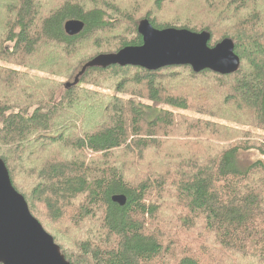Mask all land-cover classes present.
<instances>
[{
	"label": "trees",
	"instance_id": "obj_1",
	"mask_svg": "<svg viewBox=\"0 0 264 264\" xmlns=\"http://www.w3.org/2000/svg\"><path fill=\"white\" fill-rule=\"evenodd\" d=\"M50 1L52 8L40 15ZM133 4L130 11L109 0L0 6L7 13L0 82L35 91L23 105L0 100V159L13 188L69 264H264V161L240 159L264 156V0ZM145 19L159 30L208 32L209 47L231 39L238 70L222 76L188 66L154 72L111 66L87 69L79 84L68 86L81 64L139 46L137 26ZM68 20L82 21L83 31L67 36ZM47 45L54 57L38 64ZM78 52L86 57L68 66ZM19 68L67 82L35 85ZM82 83L173 110L96 92L89 107L95 124L88 129L72 113L87 97ZM205 84L212 86L211 99ZM63 114L70 135L54 132L58 126L53 131ZM116 195L126 198L124 206L112 202ZM63 223L82 234L71 247L63 241Z\"/></svg>",
	"mask_w": 264,
	"mask_h": 264
},
{
	"label": "water",
	"instance_id": "obj_2",
	"mask_svg": "<svg viewBox=\"0 0 264 264\" xmlns=\"http://www.w3.org/2000/svg\"><path fill=\"white\" fill-rule=\"evenodd\" d=\"M69 37L80 34L84 23L68 20L63 25ZM142 42L127 46L116 53L102 54L87 62L69 87L77 85L87 69L111 66L135 67L154 72L166 67L188 66L194 73L208 70L226 76L235 73L239 57L231 39L209 47L208 32L195 33L185 29H155L148 20L137 26ZM112 202L124 206L122 195ZM0 264H69L60 253L53 238L31 215L27 203L13 188L4 162L0 159Z\"/></svg>",
	"mask_w": 264,
	"mask_h": 264
},
{
	"label": "rangeland",
	"instance_id": "obj_3",
	"mask_svg": "<svg viewBox=\"0 0 264 264\" xmlns=\"http://www.w3.org/2000/svg\"><path fill=\"white\" fill-rule=\"evenodd\" d=\"M15 1L16 0H0V6H2V5L4 6L7 3H14ZM109 1L112 2V3H115L116 5H118L119 7H121L124 10H127V11H130L131 9L136 7L133 4L134 2L135 3L137 1L142 2V0H109ZM46 4H47V2H46ZM46 4H45L44 9L40 11V15H44L45 10H50L52 8V7H50L52 5L51 1L48 2V5H46ZM145 5H147V3H145ZM6 15H7V13L5 12V10L4 9H0V37H2V35H4V33H5L4 28L6 27V25H5ZM159 15L163 19L171 20L170 16L166 17V13L165 12H162ZM106 47H107V49H110L113 46H106ZM7 48H10V46H7ZM53 49L54 48L51 45H47V46L42 47L40 51H42L43 54L42 55L39 54L38 56H42L41 58L40 57L39 58L42 59L43 61L41 63H38V64H44V63H46V61L52 60V58L54 57V54H55V51ZM99 50H101V49H99ZM89 51H91V50H89ZM84 57H86L85 54H81L79 52L75 53L73 57L67 58L68 66L71 65V64L75 65V64L79 63ZM83 64H81L79 69H81ZM0 65L4 66L5 64L1 63ZM9 67H11V66H9ZM18 70L21 71L22 73L28 74L29 81L32 82L35 85H44V84H46L47 81H53V82H55L53 84L57 87L59 85L58 83L67 82V80L65 78L63 79L62 77L53 76L52 74L38 72V71H35V70H28L26 68H19ZM74 75L68 81H73V79L75 77ZM92 78L94 79V77H92ZM176 83L168 84V86L172 90H176V88H177ZM27 85L26 86H22L20 90H17L13 86L3 85L0 82V100L3 101V102H6V103H10V102H15L16 101L15 98H16V99L20 100V101H18V103H20V105H23L27 101V98H26L27 94H29L31 92L35 93L33 87L32 86H27ZM82 86H83V88L87 89L86 90L88 92L87 97H81V100L79 101V104L81 103L79 111L77 109H74L72 113L73 114L80 113L78 115V117H84V124H85L86 128H88V129L92 128L94 126V124H95V121H94L95 118L90 113L89 107H90V105L93 102H96V100H94V98L96 97V92L103 93V94H106V95H113L114 94L117 97H121L124 101L132 100V101H136V103L142 102V103H144V105H148V106H151V107H156V109H161L162 108V109H166V110H173V109H171L169 107L166 108V107H163V106H157L155 104L153 105V103H150L149 101H147V99L145 97H141L142 98L141 99V98H138V97L130 96L128 94H119V93H115L113 91H110V90H107V89H104V88H97L93 84L85 85V84L82 83L81 87ZM206 86H207L208 91H210V92H208L206 94L208 96V99H211L212 98V91H211L212 90V86H210V84H207ZM187 87H191V86H185L184 88H187ZM184 88L180 89V90L185 92V93H187L186 89H184ZM180 90H178V91H180ZM144 91L145 90H143L142 92H144ZM178 91H174V92H178ZM195 103L198 106H200L202 104V103L198 102V100ZM87 104H88V109L86 111ZM176 113H178V114H180L182 116H185V117H194V118L200 117V116H198L199 114H197L195 112H192V111H177ZM60 116H61L60 118H57L55 120L56 121L55 122L56 125L53 128V131L58 126V128L54 132H57L58 129H63L64 132L67 135H70V133H72L73 131L72 132H71V130L66 131L65 128H64L65 125H68V122L65 119L66 116L64 114L60 115ZM76 119H72V120H76ZM213 121H216V120H213ZM246 130H248V129H246ZM249 131H251V130H249ZM251 132H253V131H251ZM51 152H53L52 149H51ZM240 159L243 162H245V163H249V162L254 161V160H262V161H264V156L258 154L257 152L243 153L242 155H240ZM66 226L67 225L64 224V223L61 225V229H62L63 233L65 234V236L63 238V241H64V243H66L67 246L71 247L73 241H75L78 238H81L82 234L76 229L68 230L66 228Z\"/></svg>",
	"mask_w": 264,
	"mask_h": 264
},
{
	"label": "bare ground",
	"instance_id": "obj_4",
	"mask_svg": "<svg viewBox=\"0 0 264 264\" xmlns=\"http://www.w3.org/2000/svg\"><path fill=\"white\" fill-rule=\"evenodd\" d=\"M66 261V260H65ZM67 262V261H66ZM68 263V262H67Z\"/></svg>",
	"mask_w": 264,
	"mask_h": 264
}]
</instances>
